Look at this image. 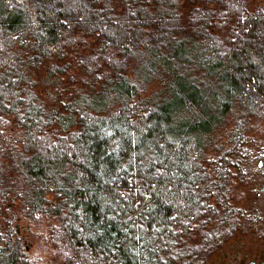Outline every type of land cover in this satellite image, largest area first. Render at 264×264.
I'll use <instances>...</instances> for the list:
<instances>
[{
	"label": "trees",
	"instance_id": "obj_1",
	"mask_svg": "<svg viewBox=\"0 0 264 264\" xmlns=\"http://www.w3.org/2000/svg\"><path fill=\"white\" fill-rule=\"evenodd\" d=\"M263 120L264 1L0 0V264H33L15 216L63 264H206Z\"/></svg>",
	"mask_w": 264,
	"mask_h": 264
},
{
	"label": "rangeland",
	"instance_id": "obj_2",
	"mask_svg": "<svg viewBox=\"0 0 264 264\" xmlns=\"http://www.w3.org/2000/svg\"><path fill=\"white\" fill-rule=\"evenodd\" d=\"M251 1L255 4L264 0ZM3 127L8 129V134L9 129H15L11 121L4 122ZM13 132L17 136L20 131L16 128ZM219 132L221 139L227 143L226 128H221ZM244 147L252 149L253 154L251 158H245L242 152H239L237 157L240 160L232 168L230 195L237 205L259 215L261 223L264 222V120L247 132ZM12 207L15 211H19L17 201L14 199L3 208L2 216L7 215ZM54 223H57V220L51 217H44L41 221H31L15 216L12 220V229L22 236V245L28 251L33 264H63L61 256L50 241V228ZM249 229L243 233L238 232L227 240L210 256L206 264H229L235 261V255L240 257L243 264H248L251 258L261 257V253H264V226L261 232H252ZM254 230H257V226ZM237 250L239 255L236 253Z\"/></svg>",
	"mask_w": 264,
	"mask_h": 264
},
{
	"label": "flooded vegetation",
	"instance_id": "obj_3",
	"mask_svg": "<svg viewBox=\"0 0 264 264\" xmlns=\"http://www.w3.org/2000/svg\"><path fill=\"white\" fill-rule=\"evenodd\" d=\"M263 188H264V184H263ZM252 211H254V210H252ZM250 224L252 226L250 225L251 228L249 230L252 231V232H261L262 227L264 226V222L262 221L260 223L259 215L254 214V212L252 213ZM256 226H257V230H254V228H256ZM236 253L239 255V251L238 250L236 251ZM234 259H235V261H232V263H229V264H243V262H242V260L240 259L239 256L235 255ZM248 264H264V253H261V257L251 258V260L249 261Z\"/></svg>",
	"mask_w": 264,
	"mask_h": 264
}]
</instances>
